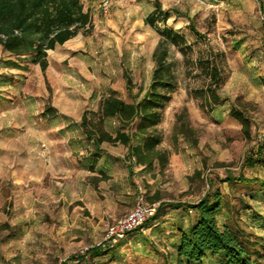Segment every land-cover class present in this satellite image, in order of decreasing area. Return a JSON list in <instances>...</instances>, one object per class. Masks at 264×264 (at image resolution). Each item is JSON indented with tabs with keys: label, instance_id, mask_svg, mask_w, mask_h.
I'll use <instances>...</instances> for the list:
<instances>
[{
	"label": "rangeland",
	"instance_id": "rangeland-1",
	"mask_svg": "<svg viewBox=\"0 0 264 264\" xmlns=\"http://www.w3.org/2000/svg\"><path fill=\"white\" fill-rule=\"evenodd\" d=\"M104 1L83 0L93 32H80L49 51L45 72L7 57L0 47V264H66L71 259L73 264H175L181 232L198 215L169 204L194 205L211 183L229 204L220 224L264 237V151L257 154L264 143V0H158L169 17L156 27L184 35L193 61L207 50L224 54L219 59L228 77L219 91L223 102L212 112L203 108L194 94L205 85L203 75L171 47L179 88L158 126L161 149L172 153L167 168L148 173L121 165L110 181H100L85 160L94 147L81 130V118L97 112L111 94L131 103L126 76L135 84L132 97L140 90L142 97L160 40L156 27L146 24L156 0H110L107 11L100 8ZM48 107L57 112L50 120L43 118ZM234 107L252 120L250 141L230 117ZM183 119L196 145L176 138L175 127ZM107 126L115 131L113 121ZM106 146L111 156H126L123 147ZM228 177L244 179L222 183ZM141 192L149 204L156 193L160 196L156 204L164 207L158 221L109 247L108 228L134 209ZM94 248L102 255L81 262L80 256Z\"/></svg>",
	"mask_w": 264,
	"mask_h": 264
},
{
	"label": "trees",
	"instance_id": "trees-1",
	"mask_svg": "<svg viewBox=\"0 0 264 264\" xmlns=\"http://www.w3.org/2000/svg\"><path fill=\"white\" fill-rule=\"evenodd\" d=\"M168 14L162 11V5L155 1V11L146 18V24L156 27L158 23H166ZM94 24L89 11L84 8L83 0H0V47L2 53L18 61H29L39 66L42 72L49 67L48 52L75 38L80 32L89 35ZM160 37L152 59L154 68L148 89L132 97L135 84L130 76H126L127 91L132 98L126 103L115 94L103 97L97 112H85L81 118L80 127L94 150L91 158L97 163L101 158L102 147L105 144L121 146L127 150L126 162L130 170L141 168L151 173L155 169L164 172L172 153L162 150L163 137L158 132V126L163 118V111L170 102L172 95L179 88V80L175 65L170 61V48L175 47L183 56L184 64L192 65L203 75L205 85L194 94L202 101V106L212 112L223 102L219 91L227 81L223 74L220 60L224 54L207 50L206 56L199 55L191 59L192 46L186 37L172 28H157ZM191 30L199 35L193 28ZM244 108V104H241ZM247 110V109H246ZM57 112L48 107L43 118L52 119ZM230 117L241 126V133L246 141L252 139V120L245 110L234 107ZM181 118V117H180ZM179 118V119H180ZM182 120V119H181ZM116 124L115 131L108 129L107 122ZM176 138L181 136L193 144H197L193 130L183 119L175 127ZM264 151V143L257 154ZM261 160L256 158L255 162ZM253 161L247 160V165ZM95 171V168H92ZM100 181H106L105 174ZM200 173H197L199 176ZM244 178L228 177L222 183L242 181ZM93 181H97L95 178ZM99 181V180H98ZM208 185L209 190L194 205L169 204L173 210L186 208L197 212L198 219L187 232H181L180 240L173 255L175 264H202L208 259H215L218 264H255L264 261V237L229 224L221 225L219 217L228 203L219 187ZM156 193L150 199L152 204L160 202ZM164 205L160 203L154 217L150 218L142 228H152L159 219ZM137 230V231H139ZM136 231V232H137ZM135 233V232H134ZM125 241L117 244L120 246ZM114 246V247H116ZM110 247V246H109ZM102 250L94 248L80 256L81 262L86 258L99 257ZM69 260L66 264H73Z\"/></svg>",
	"mask_w": 264,
	"mask_h": 264
},
{
	"label": "built area",
	"instance_id": "built-area-1",
	"mask_svg": "<svg viewBox=\"0 0 264 264\" xmlns=\"http://www.w3.org/2000/svg\"><path fill=\"white\" fill-rule=\"evenodd\" d=\"M110 0L104 1L100 8L107 11L110 7ZM157 204H149L145 195L141 192L137 198L134 209L124 218L108 228L106 243L108 246L117 245L142 228L144 224L157 212Z\"/></svg>",
	"mask_w": 264,
	"mask_h": 264
},
{
	"label": "crops",
	"instance_id": "crops-1",
	"mask_svg": "<svg viewBox=\"0 0 264 264\" xmlns=\"http://www.w3.org/2000/svg\"><path fill=\"white\" fill-rule=\"evenodd\" d=\"M93 24H94V22H93ZM70 41H68V42H70ZM68 42H66V43H68ZM106 145H108V144L103 145L102 153L100 154L101 158L98 160L97 163H95L94 159L91 158V152L88 154L89 156L85 157V160L88 161L89 163H91L90 164L91 168H95L94 172H97V174H99V173L105 174L110 181V178L113 177V173H114V171L116 172L118 167H120L121 165H124V167L128 168V166H127V162L125 159L126 156H123L120 158L111 156V154L107 151ZM108 146H111V145H108ZM126 154H127V150H126ZM130 173L131 172H128L129 175H130ZM101 178H102V176H101Z\"/></svg>",
	"mask_w": 264,
	"mask_h": 264
}]
</instances>
